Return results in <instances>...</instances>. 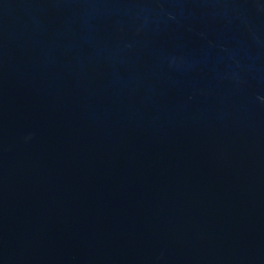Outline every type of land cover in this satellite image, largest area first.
<instances>
[{
	"label": "water",
	"instance_id": "water-1",
	"mask_svg": "<svg viewBox=\"0 0 264 264\" xmlns=\"http://www.w3.org/2000/svg\"><path fill=\"white\" fill-rule=\"evenodd\" d=\"M0 264H264V0H0Z\"/></svg>",
	"mask_w": 264,
	"mask_h": 264
}]
</instances>
